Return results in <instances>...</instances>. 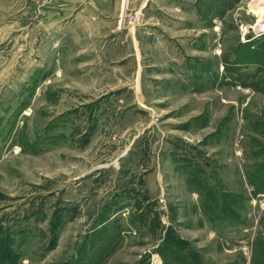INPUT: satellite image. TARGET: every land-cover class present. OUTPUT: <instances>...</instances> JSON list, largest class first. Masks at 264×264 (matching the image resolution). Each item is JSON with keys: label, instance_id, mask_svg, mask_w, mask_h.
Here are the masks:
<instances>
[{"label": "rangeland", "instance_id": "rangeland-1", "mask_svg": "<svg viewBox=\"0 0 264 264\" xmlns=\"http://www.w3.org/2000/svg\"><path fill=\"white\" fill-rule=\"evenodd\" d=\"M263 2L0 0V264H264Z\"/></svg>", "mask_w": 264, "mask_h": 264}, {"label": "bare ground", "instance_id": "bare-ground-1", "mask_svg": "<svg viewBox=\"0 0 264 264\" xmlns=\"http://www.w3.org/2000/svg\"><path fill=\"white\" fill-rule=\"evenodd\" d=\"M259 1H262V0H258V2H259ZM125 2H126V0H125ZM256 2H257V1H256ZM263 3H264V2H263ZM257 4H258V3H257ZM125 5H126V4H124V7H126ZM263 6H264V5H263ZM263 6H261V7H263ZM263 8H264V7H263ZM124 9H125V8H124ZM261 9H262V8H261ZM260 12H261V11H260ZM263 15H264V13H263ZM261 16H262V15H261ZM262 17H263V16H262ZM263 18H264V17H263Z\"/></svg>", "mask_w": 264, "mask_h": 264}, {"label": "built area", "instance_id": "built-area-1", "mask_svg": "<svg viewBox=\"0 0 264 264\" xmlns=\"http://www.w3.org/2000/svg\"><path fill=\"white\" fill-rule=\"evenodd\" d=\"M142 16H143V13H142V12H140V13L138 14V19H141V18H142Z\"/></svg>", "mask_w": 264, "mask_h": 264}, {"label": "crops", "instance_id": "crops-1", "mask_svg": "<svg viewBox=\"0 0 264 264\" xmlns=\"http://www.w3.org/2000/svg\"><path fill=\"white\" fill-rule=\"evenodd\" d=\"M124 4H127V0H126V2H125V0H123V9L126 8V7H124Z\"/></svg>", "mask_w": 264, "mask_h": 264}]
</instances>
